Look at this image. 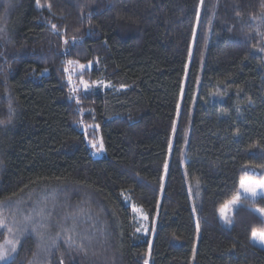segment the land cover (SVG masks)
Here are the masks:
<instances>
[{
  "label": "trees",
  "instance_id": "trees-1",
  "mask_svg": "<svg viewBox=\"0 0 264 264\" xmlns=\"http://www.w3.org/2000/svg\"><path fill=\"white\" fill-rule=\"evenodd\" d=\"M263 177L264 0H0V264H264Z\"/></svg>",
  "mask_w": 264,
  "mask_h": 264
},
{
  "label": "rangeland",
  "instance_id": "rangeland-1",
  "mask_svg": "<svg viewBox=\"0 0 264 264\" xmlns=\"http://www.w3.org/2000/svg\"><path fill=\"white\" fill-rule=\"evenodd\" d=\"M103 89L111 88L107 84H101ZM89 146L92 150L95 159H99L105 156L104 146L100 136H96L95 140L89 142ZM264 197V177L261 180L243 179L239 183V193L236 199L230 201L219 211V220L226 228L231 226L232 214L237 207L240 206L239 198H246L249 200H255L257 198ZM136 211V210H135ZM258 216L264 220V213L260 210H255ZM138 219L143 221V216L136 211ZM251 243L264 250V230L261 232H254L251 236Z\"/></svg>",
  "mask_w": 264,
  "mask_h": 264
}]
</instances>
